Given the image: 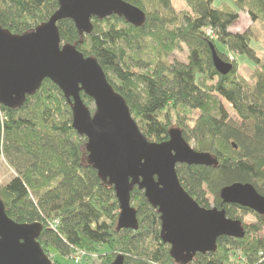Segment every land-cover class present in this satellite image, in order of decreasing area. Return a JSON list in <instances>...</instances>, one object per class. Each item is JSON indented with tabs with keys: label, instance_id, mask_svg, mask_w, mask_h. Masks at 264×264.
I'll return each instance as SVG.
<instances>
[{
	"label": "trees",
	"instance_id": "1",
	"mask_svg": "<svg viewBox=\"0 0 264 264\" xmlns=\"http://www.w3.org/2000/svg\"><path fill=\"white\" fill-rule=\"evenodd\" d=\"M123 1L145 13L143 26L116 16L94 19L92 33L80 37L74 24L63 20L61 41L97 60L148 141L165 142L169 130L177 128L185 141H194L195 151L217 160L216 167L178 165V180L200 207L224 210L227 218L239 220L245 236L220 237L215 252L197 254L189 264H230L235 252L241 264H264V216L220 199L222 189L236 183L251 185L264 198V61L250 47L249 30L229 31L238 11L246 10L253 23L264 21V0H230L232 6L219 7L215 0H181L187 10L179 13L173 0ZM57 8V0H0V25L21 35ZM183 47L187 62L170 63ZM211 47L224 63L231 53L248 57L257 67L253 84L236 79L233 64L227 76L218 74ZM138 53L146 61L139 59L143 71L135 73L131 61L137 62ZM81 99L93 113V101L82 93ZM0 112V157L14 172L0 187V199L14 222L43 225L38 241L45 253L50 247L70 258L82 251L86 257L77 264H111L120 254L124 264H176L160 239L159 215L136 188L130 202L139 228L116 230L113 189L84 164L86 140L72 128L71 108L52 82L44 80L18 110L0 106ZM248 215L255 222L245 223Z\"/></svg>",
	"mask_w": 264,
	"mask_h": 264
},
{
	"label": "water",
	"instance_id": "2",
	"mask_svg": "<svg viewBox=\"0 0 264 264\" xmlns=\"http://www.w3.org/2000/svg\"><path fill=\"white\" fill-rule=\"evenodd\" d=\"M57 4L54 14L30 32L17 35L0 25V106L18 110L44 80L52 82L71 108L72 128L86 140L84 164L96 172L101 184L113 189L119 209L116 230L139 228L130 202L136 188L159 215L160 239L176 264L215 252L220 237L242 239L245 232L239 220L227 218L224 210L200 207L177 177L178 165L216 167L217 160L195 151L177 128L169 130L165 142L148 141L97 60L60 38L58 23L63 20H70L81 37L92 33L94 19L116 16L139 28L145 13L123 0H57ZM210 50L216 72L228 75L232 66ZM81 93L93 101V113ZM220 199L264 216V198L249 184L222 189ZM42 230L38 222L11 220L0 199V264H54L38 241ZM111 264H124V256L117 255Z\"/></svg>",
	"mask_w": 264,
	"mask_h": 264
},
{
	"label": "rangeland",
	"instance_id": "3",
	"mask_svg": "<svg viewBox=\"0 0 264 264\" xmlns=\"http://www.w3.org/2000/svg\"><path fill=\"white\" fill-rule=\"evenodd\" d=\"M221 4H228L229 6H232L230 0H215L214 1V6L219 7ZM173 7L175 9L176 13L183 12L187 10V5L181 1V0H173ZM238 11V10H237ZM239 18L229 27V31L232 33H243L246 30L250 31V47L256 52V55L259 59L264 61V21H258L256 23H253L250 19V16L248 12L245 11H238ZM36 28V27H35ZM209 32V29H208ZM222 51H226L224 47H220ZM144 54V53H143ZM138 58L135 59V61H131L132 65V70L135 73L143 71L141 69V66H139V59L143 58L145 61V57H142L141 54H137ZM187 56L188 52L185 47L182 48L181 51L175 52L174 54L171 55L169 58V62H179V63H186L187 62ZM134 57V56H133ZM227 64H230L232 66H236V79H244L245 81L253 84V77H254V69L257 68L254 66V63L249 60L248 57L244 55H235L232 54L229 56V60ZM257 70V69H256ZM227 76V75H226ZM192 114V113H190ZM4 115L0 112V119H4ZM171 116L173 118L172 124L173 126H176V119H174L175 114L171 112ZM179 116V115H178ZM181 117V116H180ZM194 120L192 119L190 122L187 121L188 125H193ZM187 142V141H186ZM188 143V142H187ZM193 149L195 148L194 141H190L188 143ZM195 150V149H194ZM14 176L13 170L4 162L3 158L0 157V187L5 185L12 177ZM212 201L210 202V204ZM244 222L245 223H253L255 222V219L251 216L248 215L244 217ZM57 222L56 223H51V227L56 228ZM264 236V233L262 234ZM105 251V249H103ZM49 258L53 261V259L61 264H73L72 261L70 260H75L77 254L82 257L80 260H82L84 257H86V254L82 251H76L70 258H64L57 254L52 248H48V253H46ZM231 258V263L230 264H241L240 258L238 253L232 254ZM78 260V261H80ZM81 262V261H80ZM96 264L95 262H89V261H84V264Z\"/></svg>",
	"mask_w": 264,
	"mask_h": 264
},
{
	"label": "built area",
	"instance_id": "4",
	"mask_svg": "<svg viewBox=\"0 0 264 264\" xmlns=\"http://www.w3.org/2000/svg\"><path fill=\"white\" fill-rule=\"evenodd\" d=\"M55 227H56V226H55ZM81 258H82V257H80V256L77 254V256H76V258H75L76 261L73 260L74 263H75V264L79 263V262L81 261V260H80ZM78 260H80V261H78Z\"/></svg>",
	"mask_w": 264,
	"mask_h": 264
}]
</instances>
